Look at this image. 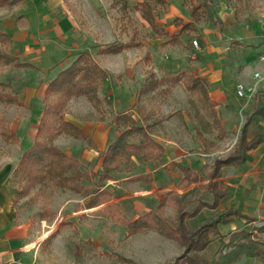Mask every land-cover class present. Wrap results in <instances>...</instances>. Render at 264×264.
<instances>
[{
  "label": "rangeland",
  "instance_id": "obj_1",
  "mask_svg": "<svg viewBox=\"0 0 264 264\" xmlns=\"http://www.w3.org/2000/svg\"><path fill=\"white\" fill-rule=\"evenodd\" d=\"M140 1L18 0L11 6H0V29L10 37L7 42L0 41V51L15 54L21 61L36 66L0 63V81L6 83L0 85V91L15 94L20 101L0 102V167L10 169V182L16 190L27 187L15 199L14 207L23 218L30 219L39 237L45 235L34 247L30 264H171L183 252L177 241L154 229L127 234L125 225L110 216L111 209L104 207L105 203L87 208L85 197L54 181L37 179L30 183L37 170L21 165L20 157L34 140L45 103L46 83L82 50L90 51L109 75L98 89L99 103L94 104L83 95L73 96L67 100L63 113L67 120L91 135L96 147L65 132L52 138L53 144L80 161L81 170L101 169V151L120 131L112 121L117 112L130 109L136 118L141 117V110L150 113L147 122L152 123L153 138L157 133L168 137L176 132L177 126L183 129L184 134L177 142L182 152L170 154L169 151V160H164V164L158 161L160 158L156 162L136 161L132 169L113 172L111 180L104 182L112 192L109 201L117 202L124 215L132 219L153 209L160 196L170 189L188 191L187 198L199 195L211 202L213 196L206 184L215 180L230 196L217 208L202 207L198 213L200 222L214 218L218 210L229 206L253 215L264 214V181H256L255 187L251 185L262 169L259 164L264 161V144L252 150L254 164L249 163L245 172L233 174L232 180L230 176H207L215 159L226 156L233 149L244 121L253 110L255 97L261 98L258 92L264 87L261 84L264 79L259 69L254 71L258 75L253 73V77L260 82L245 84L255 85L251 94L238 95L235 88L241 81L234 79L232 87L239 107L234 116L231 112L226 116L223 108L217 109V117L224 122L221 125L225 131L223 136L216 128L205 129L200 124L199 115L210 124L211 119L197 94L176 87L180 82L170 86L167 92L155 90L142 96L141 109L134 104L136 91L151 73L160 77L187 70L196 75L193 69L207 64L206 59L214 54H235L241 34L264 37V0H148L156 23L168 32L161 35L143 18L138 8ZM195 6L200 12L195 28L180 31L175 19L189 21ZM172 33H176V40L170 39ZM124 43L131 45L117 53L101 52L107 45ZM105 96L111 98V103ZM176 104L188 107L173 110ZM182 110L189 118L187 123L183 121V114L171 117ZM174 121H182L183 126L181 123L176 126ZM1 130L13 132L17 138H6ZM251 133L264 134V122L258 123ZM162 144L167 145L168 150L172 145L165 141ZM173 160L197 169L202 179L176 188L181 172ZM145 168L162 169V174L149 184L126 179ZM244 184L255 192L256 200L241 194ZM193 206L188 205V209ZM160 214L171 222L176 220L169 205ZM236 219L245 221L244 217ZM235 223H230L231 229ZM56 229L57 232L46 239ZM222 229L226 232V228ZM230 264H264V259H251L241 254Z\"/></svg>",
  "mask_w": 264,
  "mask_h": 264
},
{
  "label": "trees",
  "instance_id": "obj_2",
  "mask_svg": "<svg viewBox=\"0 0 264 264\" xmlns=\"http://www.w3.org/2000/svg\"><path fill=\"white\" fill-rule=\"evenodd\" d=\"M18 0H0V6H11ZM164 2V0H158ZM143 18L157 34H168L161 25L156 23L152 8L148 0H141L139 7ZM199 7H193L191 19L182 21L176 18L180 25V31L195 28V20L200 18ZM176 33H172L170 39L176 40ZM9 35L0 29V41H9ZM131 43L120 45L110 44L101 49L103 53H117ZM0 63L15 66L36 67L31 62L21 61L15 54L0 51ZM109 73L93 57L90 51L82 50L70 62L69 65L59 70L51 78L44 90V107L38 121V126L32 144L23 151L20 163L28 169L37 170L30 179L32 184L37 179L54 181L60 186L68 188L86 198L85 207H93L105 203L103 206L111 209L110 216L126 227L127 234H133L143 229H154L159 234L177 241L183 252L178 255L171 264H230L241 254L251 259H264V214L253 215L245 213L236 207H225L218 210L217 215L209 220L200 222L198 213L202 207L217 208L218 204L230 196L226 188L219 186L215 180L206 184V189L212 193V201L201 199L199 195H191L187 198L188 191L166 190L158 199L156 206L130 219L121 211L117 202L109 201L112 192L104 187V182L112 178L113 172L132 169L136 161L156 162L164 153V146L151 135L152 123L147 122L150 113H143L136 118L130 109L113 114L112 121L119 133L101 151V169L81 170L80 161L62 151L52 143V138L61 133H68L76 138L84 140L89 146L96 147V142L82 128L64 117L63 109L67 100L73 96H85L88 100L97 104L100 102L98 89L107 79ZM182 83L186 90L195 93L198 100L205 107L211 124L202 115H199L200 124L205 129L211 126L218 130L220 136L225 133L216 115L217 102L209 98L207 83L204 77L192 74L187 70H181L174 74H166L156 77L151 73L150 77L138 88L135 93L134 104L140 109L141 97L153 91L167 92L170 86ZM6 83L0 81V85ZM261 98L255 97L253 110L244 121L240 135L233 149L224 157L216 158L208 177H219L243 171L248 165L250 151L264 142V134H253L247 137L250 129L256 126L258 120H264V88L260 90ZM106 101L111 103V98ZM0 102L20 103L15 94L0 91ZM140 104V105H139ZM142 121V122H140ZM199 132V131H198ZM6 137L16 139L13 132L1 130ZM197 137L201 139L200 133ZM136 138L137 140H130ZM180 170L181 176L176 183V188L181 189L192 182L202 179L199 171L192 169L183 161H172ZM41 171V172H38ZM31 171H29L30 173ZM153 171L139 172L127 177L128 180H140L146 184L152 182ZM256 181H264V171L260 172ZM82 180L88 182L85 184ZM259 181V182H260ZM256 183L252 184L255 187ZM241 194L256 200L254 191L243 185ZM27 188V187H25ZM18 188L16 198L25 190ZM194 204L192 209L188 205ZM171 206L176 214V220L171 222L160 214L165 206ZM237 217H244L245 221H236ZM236 222L234 228L230 223ZM61 224V223H60ZM249 224L248 227H245ZM226 228V232L222 231ZM57 232L52 231L47 238ZM207 253H211L209 256Z\"/></svg>",
  "mask_w": 264,
  "mask_h": 264
},
{
  "label": "crops",
  "instance_id": "obj_3",
  "mask_svg": "<svg viewBox=\"0 0 264 264\" xmlns=\"http://www.w3.org/2000/svg\"><path fill=\"white\" fill-rule=\"evenodd\" d=\"M252 37L253 36L249 35L248 33L241 34V39L239 40L240 44L238 45L239 47L236 48L235 54H214L213 56L206 59L207 64H204L197 68L195 67L193 69V72H196L198 76L204 77L206 79L208 96L210 99L217 102V104L215 105L217 114V109L223 108L226 110V116H229V114L231 113L234 116L235 111L239 109L238 105L236 104L238 102V98L236 97L232 87L234 79L240 80L244 84H254L255 82H257V85L260 80L258 79L257 81L253 77V73L257 69L260 70L263 77L262 79H264V37L259 36L257 38L253 37V39H251ZM260 53H263L262 56H259ZM250 56H252L253 59H251ZM213 68L214 70H212ZM262 82L263 83L261 84L263 85L264 80ZM178 86L185 88L181 83L176 84V87ZM263 88L264 87H262L261 89ZM187 107L188 105L180 106L179 104H176L173 107V110H185ZM183 110L181 111V113L173 114L171 117L176 116L177 114H183V121L187 123L189 118ZM217 118L219 119L220 124L223 125L224 122L220 120L219 117ZM174 122L176 126L180 123L181 126H183L182 121ZM227 122L229 123L230 119H228ZM260 122H264V120H258L256 126ZM198 126L199 125H197V127ZM252 129L248 131L247 137L253 135L251 133ZM175 131L176 132L165 138L159 133L154 136L155 139H157L161 143L164 141L172 143L169 150L166 147L167 145L163 144L164 154L158 160L159 162H162V164H164V160H169L167 159L169 156V151L170 154H176L179 153V151L182 152V149L177 142L180 141V135L184 134L183 129L178 128L177 126V129ZM261 144H264V142H262ZM260 145H258L256 148H258ZM252 150L250 151V155L252 156L249 161L250 164H254L253 159L255 158ZM249 163L247 166L250 165ZM259 165L262 167L260 172L264 171V161H260ZM191 168L198 171L193 167ZM246 168L243 171H235L234 173L225 176H230L232 180L233 174L237 172H245L247 171ZM161 170L162 169L155 170L152 168H145L140 172L153 171V182L159 174H162ZM258 174L256 176H258ZM257 178L254 182H251V185L256 183ZM109 180H111V178L107 181ZM16 193V187L13 186L10 182V169L5 166L0 167V264H30L34 247L36 246V244H38L39 240H41L45 236L43 235L42 237H39L36 234V231H34V229L32 228L30 219H27L25 217L23 218L20 214H18L16 208L14 207Z\"/></svg>",
  "mask_w": 264,
  "mask_h": 264
},
{
  "label": "built area",
  "instance_id": "obj_4",
  "mask_svg": "<svg viewBox=\"0 0 264 264\" xmlns=\"http://www.w3.org/2000/svg\"><path fill=\"white\" fill-rule=\"evenodd\" d=\"M193 44L196 45L197 42L195 40H193ZM255 76L258 75V73H254ZM254 86L255 85H245L242 82H238L236 84V93L240 96H245L248 94H251L254 91Z\"/></svg>",
  "mask_w": 264,
  "mask_h": 264
}]
</instances>
